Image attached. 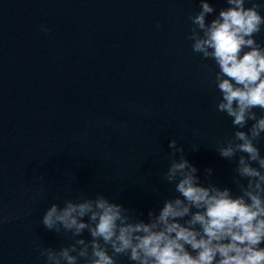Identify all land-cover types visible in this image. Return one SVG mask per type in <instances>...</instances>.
Segmentation results:
<instances>
[{
	"label": "water",
	"instance_id": "95a60500",
	"mask_svg": "<svg viewBox=\"0 0 264 264\" xmlns=\"http://www.w3.org/2000/svg\"><path fill=\"white\" fill-rule=\"evenodd\" d=\"M198 10L199 0H0V215L13 217L0 224V264H43L37 243L69 242L40 223L53 202L101 192L146 219L173 194L160 176L171 138L202 179L210 167L234 187L215 151L233 132L215 108V66L186 39Z\"/></svg>",
	"mask_w": 264,
	"mask_h": 264
},
{
	"label": "clouds",
	"instance_id": "9594fccd",
	"mask_svg": "<svg viewBox=\"0 0 264 264\" xmlns=\"http://www.w3.org/2000/svg\"><path fill=\"white\" fill-rule=\"evenodd\" d=\"M225 4L217 10L199 0V10L188 16L186 39L193 53L215 66V108L233 127L215 151L233 165L234 187L215 182L210 167L202 179L183 145L171 138L160 176L172 195L149 208L146 219L101 192L51 203L40 223L69 242L58 248L37 243L43 264H119L121 257L130 264H264V45L256 39L264 31V4ZM12 218L0 215V224Z\"/></svg>",
	"mask_w": 264,
	"mask_h": 264
}]
</instances>
